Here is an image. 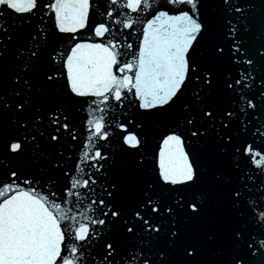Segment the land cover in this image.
Instances as JSON below:
<instances>
[{
    "label": "snow or ice",
    "instance_id": "snow-or-ice-1",
    "mask_svg": "<svg viewBox=\"0 0 264 264\" xmlns=\"http://www.w3.org/2000/svg\"><path fill=\"white\" fill-rule=\"evenodd\" d=\"M0 264H264V0H0Z\"/></svg>",
    "mask_w": 264,
    "mask_h": 264
}]
</instances>
